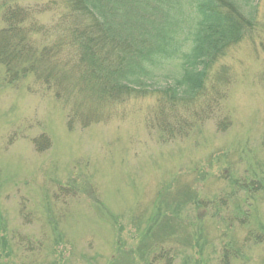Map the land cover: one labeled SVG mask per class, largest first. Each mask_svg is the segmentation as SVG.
Listing matches in <instances>:
<instances>
[{
    "label": "rangeland",
    "instance_id": "rangeland-1",
    "mask_svg": "<svg viewBox=\"0 0 264 264\" xmlns=\"http://www.w3.org/2000/svg\"><path fill=\"white\" fill-rule=\"evenodd\" d=\"M48 1L0 0V29L19 6L36 44L51 43ZM220 65L229 84L219 111L175 138L154 118V95L70 125L71 100L31 76L6 84L0 65V264H223L225 251L228 264H264V28ZM223 115L232 123L220 132Z\"/></svg>",
    "mask_w": 264,
    "mask_h": 264
},
{
    "label": "trees",
    "instance_id": "trees-1",
    "mask_svg": "<svg viewBox=\"0 0 264 264\" xmlns=\"http://www.w3.org/2000/svg\"><path fill=\"white\" fill-rule=\"evenodd\" d=\"M261 1L49 0L48 9L57 11L49 44H36L39 30L28 22L27 9L7 8L0 29L4 82L33 77L66 104L71 100L68 122L81 116L82 126L100 121L104 109L133 93L151 94L160 127L172 138L183 136L219 111L229 79L217 64L232 45L264 28L257 18ZM231 123L223 115L215 125L224 132ZM36 142L37 151L49 146ZM260 143L264 148V133ZM222 263H229L226 251Z\"/></svg>",
    "mask_w": 264,
    "mask_h": 264
}]
</instances>
